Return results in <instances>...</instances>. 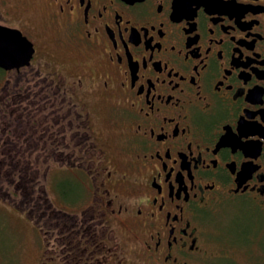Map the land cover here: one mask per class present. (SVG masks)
<instances>
[{"label": "flooded vegetation", "instance_id": "1", "mask_svg": "<svg viewBox=\"0 0 264 264\" xmlns=\"http://www.w3.org/2000/svg\"><path fill=\"white\" fill-rule=\"evenodd\" d=\"M0 26L31 44L0 67L31 264H264V0H0Z\"/></svg>", "mask_w": 264, "mask_h": 264}, {"label": "rangeland", "instance_id": "2", "mask_svg": "<svg viewBox=\"0 0 264 264\" xmlns=\"http://www.w3.org/2000/svg\"><path fill=\"white\" fill-rule=\"evenodd\" d=\"M2 81L3 76L1 74L0 82ZM7 158L9 159L7 156H0V163H3L1 160H7ZM8 176L10 177L9 171H4V167H0V261L31 264L33 260L32 247L30 238L26 236L29 233L30 221L28 220V222L25 216H22L21 212L15 209L13 203L15 201L19 204L20 200L24 199L28 201L31 207L35 208L37 204L43 206L45 200L42 199L43 193L36 184L17 186L18 189H15ZM36 177L37 172L35 171L29 174L27 179L34 180ZM9 190L12 192L11 197H14L11 200L13 203L9 201L8 193L6 194V191ZM48 196H53L51 190H49Z\"/></svg>", "mask_w": 264, "mask_h": 264}, {"label": "water", "instance_id": "3", "mask_svg": "<svg viewBox=\"0 0 264 264\" xmlns=\"http://www.w3.org/2000/svg\"><path fill=\"white\" fill-rule=\"evenodd\" d=\"M30 53V42L18 30L0 26V67L11 68L24 64Z\"/></svg>", "mask_w": 264, "mask_h": 264}, {"label": "trees", "instance_id": "4", "mask_svg": "<svg viewBox=\"0 0 264 264\" xmlns=\"http://www.w3.org/2000/svg\"><path fill=\"white\" fill-rule=\"evenodd\" d=\"M14 158V157H13Z\"/></svg>", "mask_w": 264, "mask_h": 264}]
</instances>
